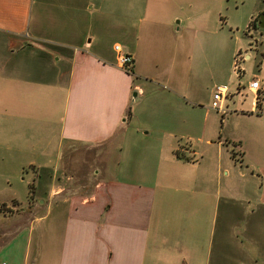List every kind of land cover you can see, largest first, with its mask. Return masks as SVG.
<instances>
[{
    "label": "crops",
    "instance_id": "obj_1",
    "mask_svg": "<svg viewBox=\"0 0 264 264\" xmlns=\"http://www.w3.org/2000/svg\"><path fill=\"white\" fill-rule=\"evenodd\" d=\"M231 1L0 0V147L19 151L24 139L27 154L50 157V125L58 139L47 188L38 193L43 169L31 164L37 183L26 201L11 182L18 168L0 159V264L241 258L243 233L264 226V78H241L245 56L233 44L242 81L230 69L225 83V32H242L225 13ZM252 4L248 33L264 14V0ZM194 38L211 41L212 62L195 60ZM116 44L133 58L129 72ZM219 87L225 114L211 108ZM204 93L212 97L199 101ZM61 150L70 161L88 151L94 163L81 174ZM88 169L92 186L76 189L74 173L84 180ZM256 253L249 263L264 264Z\"/></svg>",
    "mask_w": 264,
    "mask_h": 264
},
{
    "label": "rangeland",
    "instance_id": "obj_2",
    "mask_svg": "<svg viewBox=\"0 0 264 264\" xmlns=\"http://www.w3.org/2000/svg\"><path fill=\"white\" fill-rule=\"evenodd\" d=\"M246 4L244 6L240 5L241 0H232L227 7L226 10V15L229 19L230 22L234 21L238 27L239 30L242 32H225V40H224V47H225V52L222 57L223 61L220 62L223 64L224 67V75H225V83H228V78L230 75V69L231 72L233 71V80L232 82L237 84V82L242 81L241 78L244 77L246 79H251L252 77L256 78H264V36H261L257 32H246L247 30V25L249 22V13L254 9L255 6H253V1L254 0H245ZM258 1V0H256ZM260 6L258 8H264V4H259ZM234 29V28H233ZM252 29V28H251ZM239 42H235L234 40ZM235 44L236 46H239V50L236 53V56L239 53H242V56L248 57V59H245V57L242 59V57H237L238 59V68L240 72L244 71V75L241 76L239 79L238 76H240V73L238 74L235 69H234V59L233 57L232 61L231 59V53L229 51V47ZM193 46L194 50H196V53L199 55L200 58L195 59L196 61H203V62H212V43L210 40L207 38H204L202 42H198L197 38H194L193 41ZM206 51L207 54H203ZM231 63L232 68H231ZM244 68V69H243ZM216 70L215 66H210V65H205L204 72L203 74L208 76H212ZM212 86H210L211 88ZM212 93V90H211ZM207 94L204 93L203 98H201L199 101L206 102L207 98H211L212 94ZM135 94L132 95V98L134 97ZM229 102H231L230 99H228ZM212 104V103H211ZM240 131L242 134H246V132L243 130V125L241 123L238 124ZM37 126V125H36ZM228 130H224L223 135L225 136V133H227ZM238 132V129L233 130V134ZM247 136V134H246ZM243 143H249L246 138H243ZM57 135L55 134L54 131V126L50 125V131H49V139H48V147L50 153V157H41L39 155L33 156L31 154H27L28 152V147L26 145L25 140L23 139L21 145L19 144V148L22 146V148L17 151V150H12L10 152L9 150L6 151L5 147H0V159L6 158V161L8 165L17 167L19 172L16 174L15 180H12L11 182L13 183L14 187L19 193V196L22 198L23 201L27 200L28 193L29 197L32 195V185L34 183H37L36 181V175L33 171V168H31V164L35 166V169L42 168V179L40 180V189H38V193L40 192L39 190L43 191L47 188L48 181L45 180L46 177L45 171H51L54 168V163L57 161L56 158V151H57ZM27 150V151H26ZM68 150L64 153L63 150H61L60 153V158L65 159V162L67 164H70L72 167V164H76L79 166L80 173L85 172V166L90 165L92 167L93 165V159L90 153L85 150L78 151L77 155H73V159L70 161L71 157L68 154ZM247 153L248 150H247ZM250 154H248L249 157ZM11 159V161L9 160ZM29 162V163H28ZM76 166V167H77ZM89 168V167H88ZM3 171V170H2ZM82 171V172H81ZM86 172H88V178L87 179H81L78 177H75L78 175L77 173H74V182L76 184L74 185L76 189L79 190H88L92 186L91 183L93 180L92 172L90 169H88ZM10 173L13 172L10 171ZM68 176L73 177L72 175L74 174H69L67 173ZM44 177V178H43ZM36 181V182H35ZM32 199V198H29ZM42 201V200H39ZM243 208L245 207V204L243 205ZM243 215H246L243 212ZM254 216H257V213L253 214L252 212L249 214L248 219L249 221L254 218ZM264 220V218H259ZM243 238H244V243L241 245V253H240V259L232 262L235 258H227V264H250L249 258L252 257L254 254H251V250H256V257L259 256L262 251L264 252V226L259 227V228H252L248 229L243 233ZM264 256V254H263ZM257 261H261L257 257Z\"/></svg>",
    "mask_w": 264,
    "mask_h": 264
},
{
    "label": "built area",
    "instance_id": "obj_3",
    "mask_svg": "<svg viewBox=\"0 0 264 264\" xmlns=\"http://www.w3.org/2000/svg\"><path fill=\"white\" fill-rule=\"evenodd\" d=\"M113 51L116 55V63L118 67L125 72H129L133 63V58L129 54L125 53L122 47L117 44L113 46ZM248 88L253 92H258L261 90V82L254 79L248 84ZM227 96L228 94L225 88H216L212 97L211 108L221 114H225L223 101L227 98Z\"/></svg>",
    "mask_w": 264,
    "mask_h": 264
},
{
    "label": "water",
    "instance_id": "obj_4",
    "mask_svg": "<svg viewBox=\"0 0 264 264\" xmlns=\"http://www.w3.org/2000/svg\"><path fill=\"white\" fill-rule=\"evenodd\" d=\"M256 29L261 36H264V14H261L257 17L255 21ZM135 97V95H134Z\"/></svg>",
    "mask_w": 264,
    "mask_h": 264
},
{
    "label": "trees",
    "instance_id": "obj_5",
    "mask_svg": "<svg viewBox=\"0 0 264 264\" xmlns=\"http://www.w3.org/2000/svg\"><path fill=\"white\" fill-rule=\"evenodd\" d=\"M255 21V20H254ZM254 21L251 23V27H252V29H254ZM239 156V154L238 153H236V151L234 150V148L232 147L231 148V158L233 159V160H235L236 159V157H238ZM237 161V160H236Z\"/></svg>",
    "mask_w": 264,
    "mask_h": 264
},
{
    "label": "flooded vegetation",
    "instance_id": "obj_6",
    "mask_svg": "<svg viewBox=\"0 0 264 264\" xmlns=\"http://www.w3.org/2000/svg\"><path fill=\"white\" fill-rule=\"evenodd\" d=\"M254 23H255V21H254Z\"/></svg>",
    "mask_w": 264,
    "mask_h": 264
}]
</instances>
